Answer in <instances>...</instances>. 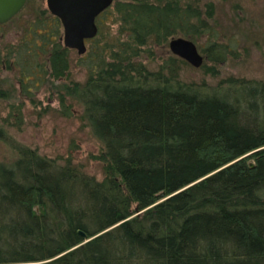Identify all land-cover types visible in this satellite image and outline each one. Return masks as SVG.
Masks as SVG:
<instances>
[{
	"label": "trees",
	"instance_id": "trees-1",
	"mask_svg": "<svg viewBox=\"0 0 264 264\" xmlns=\"http://www.w3.org/2000/svg\"><path fill=\"white\" fill-rule=\"evenodd\" d=\"M194 1L114 0L123 37L87 39L88 77L69 92L104 144L105 179L0 125L18 151L0 161V264H264V80L208 91L141 59L148 45L207 31ZM42 11L30 33L51 67L31 68L39 48L23 45L27 80L69 68L62 22Z\"/></svg>",
	"mask_w": 264,
	"mask_h": 264
},
{
	"label": "rangeland",
	"instance_id": "rangeland-1",
	"mask_svg": "<svg viewBox=\"0 0 264 264\" xmlns=\"http://www.w3.org/2000/svg\"><path fill=\"white\" fill-rule=\"evenodd\" d=\"M194 4L199 5L209 27L206 32L187 37L203 55L202 65L196 67L173 53L169 45L171 38L164 44L146 46L141 59L147 67L167 75L176 74L181 80L194 82L208 91L221 89V85L225 88L231 78L264 80V0H200ZM108 8L101 16L98 30L107 36L106 44L124 35L115 7ZM42 10L51 11L47 0H28L20 13L0 23L3 60L0 90L8 92L7 96L0 97V125L16 143L31 147L58 164L74 165L81 172L103 180L110 175L103 155L104 144L92 131L83 103L69 92V87L84 83L88 77L87 55L69 47V68L59 77H49L45 72L27 80L28 75H21L20 68L30 61L26 54L20 56L23 45L35 43L34 48H39L43 42L30 33L33 18ZM86 44L88 51L92 43L86 41ZM219 48H223L225 56L216 54ZM34 50L37 53L32 57L31 68L36 70L42 64L45 71L50 70L47 49ZM17 156L18 151L0 139V161L10 163Z\"/></svg>",
	"mask_w": 264,
	"mask_h": 264
},
{
	"label": "water",
	"instance_id": "water-1",
	"mask_svg": "<svg viewBox=\"0 0 264 264\" xmlns=\"http://www.w3.org/2000/svg\"><path fill=\"white\" fill-rule=\"evenodd\" d=\"M26 1L0 0V23L8 22L23 8ZM112 2L113 0H47L51 12L63 23L64 45L76 48L79 54L87 51L86 40L98 33L96 17ZM169 45L173 53L194 66L202 65L204 57L192 39L184 36L173 37Z\"/></svg>",
	"mask_w": 264,
	"mask_h": 264
},
{
	"label": "flooded vegetation",
	"instance_id": "flooded-vegetation-1",
	"mask_svg": "<svg viewBox=\"0 0 264 264\" xmlns=\"http://www.w3.org/2000/svg\"><path fill=\"white\" fill-rule=\"evenodd\" d=\"M27 2H28V0L26 1V3H25V5L23 6V8L18 12V13H20L23 9H24V7L26 6V4H27ZM106 10H104V11H102L97 17H96V22L98 23V30H99V21H100V19H101V16L103 15V13L105 12ZM17 13V14H18ZM16 14V15H17ZM15 15V16H16ZM15 16H13V17H15ZM12 19V18H11ZM10 19V20H11ZM61 20V19H60ZM62 22V21H61ZM62 27H63V23H62ZM63 29V35H64V27L62 28ZM87 41V40H86ZM63 43H64V41H63Z\"/></svg>",
	"mask_w": 264,
	"mask_h": 264
}]
</instances>
